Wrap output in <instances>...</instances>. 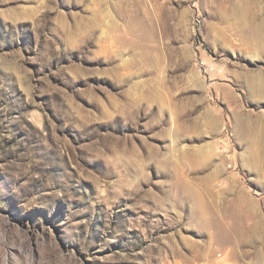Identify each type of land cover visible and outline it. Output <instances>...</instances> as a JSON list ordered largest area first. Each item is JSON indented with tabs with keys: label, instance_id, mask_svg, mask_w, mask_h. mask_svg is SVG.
I'll return each instance as SVG.
<instances>
[{
	"label": "rangeland",
	"instance_id": "obj_1",
	"mask_svg": "<svg viewBox=\"0 0 264 264\" xmlns=\"http://www.w3.org/2000/svg\"><path fill=\"white\" fill-rule=\"evenodd\" d=\"M0 264H264V0H0Z\"/></svg>",
	"mask_w": 264,
	"mask_h": 264
}]
</instances>
